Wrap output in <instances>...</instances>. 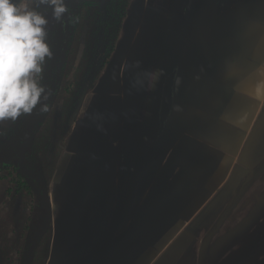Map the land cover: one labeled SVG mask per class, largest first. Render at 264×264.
I'll list each match as a JSON object with an SVG mask.
<instances>
[{
    "label": "rangeland",
    "instance_id": "1",
    "mask_svg": "<svg viewBox=\"0 0 264 264\" xmlns=\"http://www.w3.org/2000/svg\"><path fill=\"white\" fill-rule=\"evenodd\" d=\"M72 1L70 10L76 9L80 0ZM109 1L85 0L94 5L79 8V17L67 21L64 29L70 35L64 59L58 60L62 58L58 54L61 47L55 42L56 53L47 60L42 74L49 111L41 112L38 106L14 122H0V264L67 261L74 239L71 241L70 232L77 229L71 219L79 218L85 206L94 210L96 200L95 193L86 189L74 194L69 186L76 181H70V171L62 160L71 154L68 142L74 128L78 126L75 132L84 135L85 120H95L91 114L94 105H101L106 115L96 153L99 161L94 165H115L118 172L112 175L108 196L116 202L113 213L119 215L115 229L122 228L129 213H153L158 264H264V0H240L234 5L250 12L239 48L219 70L218 64L211 67L201 59L210 70L209 76L200 79L203 87L192 91L193 79L183 80L181 93H172L170 116L174 124L167 121L163 128L159 118L161 112L165 114L164 94L147 93L140 97L141 102H134L118 93L113 75L115 55L118 47L122 53L133 40L132 14L127 26L125 22L135 1L113 0L108 6ZM170 1L179 13L184 5L194 12L202 0ZM21 2L47 17L49 45L55 36L65 34L57 32L50 8L37 6V0ZM154 3L157 6L158 1ZM221 4L223 0L219 4L223 7ZM182 37V44L174 46L180 54L178 66L182 65L184 41L189 40V36ZM187 47V65L193 67L192 60L199 57L192 43ZM99 53L102 58L96 62ZM228 67L234 70V77L222 78L226 81L220 89L219 71ZM242 78L252 80L254 92L232 91L229 95L227 88L240 86ZM209 81L214 84L213 91L205 90ZM237 97L240 123L224 125L222 117L227 115L231 99ZM202 100L206 102L203 106ZM247 115L251 116L249 124H242ZM121 117L123 125L118 126L115 123ZM157 119L158 131L152 132L151 121ZM34 125L38 129L32 135ZM168 131H174L173 135ZM218 131L226 135L222 142L218 141ZM18 173L25 177L21 190L15 180ZM91 175L102 199L103 190L110 185L103 174ZM127 200L131 205H124ZM133 203L137 204L135 210ZM100 210L108 212L105 207ZM64 218L70 219L65 238L61 234ZM137 225L131 222L128 230L109 244H120ZM55 245L60 246L56 252ZM99 255L91 254L81 264H90Z\"/></svg>",
    "mask_w": 264,
    "mask_h": 264
},
{
    "label": "crops",
    "instance_id": "2",
    "mask_svg": "<svg viewBox=\"0 0 264 264\" xmlns=\"http://www.w3.org/2000/svg\"><path fill=\"white\" fill-rule=\"evenodd\" d=\"M134 1L137 5L134 3L135 8L133 10L128 9L125 22L127 26L130 22V15L132 14L131 23L133 24V40L130 44L128 43L129 47L122 53L118 47L119 52L115 55L118 57L117 66L113 67V75L117 80L115 83L119 86L118 93L121 95L120 97L123 95L126 99L131 98L130 100H133L134 102H141V98H144V94L152 93L159 95L161 92V94L165 95L169 91V87L171 88L172 93H178L184 88V85L182 84L183 80L187 79L188 82L191 78L193 79V82L191 85L192 88L190 89L193 91V89L197 86L195 92H198V90L200 91L203 87L201 86L200 79L202 77L205 78L206 76H209L208 72L210 70L206 68V64H202V60L198 55L197 56L199 58H195L194 61L190 58L192 60L191 64H194L193 67L190 64L187 65L188 54L186 51L192 38H189V40L185 39L184 41V50L181 54L182 65H177L178 56L180 54L174 46L182 44V36H189L193 24L195 25L199 23L197 20L200 15L204 13L206 8H208V10L211 9L213 3L219 7L220 12H229L237 9L233 7L235 4H238L240 0H223L224 4H221L223 7L219 5L221 0H210L209 2L207 0H202L194 12L190 11L188 7L184 5L179 13L176 12L175 8H173V3L170 0H162V3L160 0H157V6L154 3V0ZM139 3L140 7L138 6ZM238 8L243 10L245 9L243 7ZM246 9L248 10L250 18L249 9ZM188 10L190 12H188ZM230 39L231 41L233 40V38ZM232 42L229 46H223L219 49L221 50L219 52L223 55L227 54L226 56L220 59L223 55L219 56L218 53H216V55H218V63L215 55H208L210 57L209 61L211 63V67L218 64L219 70L224 66L223 63L225 64V60L229 59L228 61H230V57H232L235 53L231 51H233L238 44V41H236V43ZM120 43L121 38L119 44ZM192 46L194 47L193 43ZM155 49H158V51L156 52ZM184 53H186V58H184L186 61L183 59ZM189 57H192V54L189 55ZM182 72L185 73L182 74ZM108 75V70H106L105 76ZM211 75L213 76V74ZM230 76L234 77V70L232 67L219 71L218 81L221 82L218 83V88L221 89L224 87L225 84L223 82H225ZM222 78L226 80H221ZM211 82L212 81H209L205 90L213 87L214 84ZM249 82H252V80L250 81L248 78H242V80H240V86L235 87L233 85L229 87L230 89L227 88V93L231 95L232 91H235L237 94L245 91L247 95L249 93L251 94L255 89L254 83L252 82L250 85ZM237 84L239 85L238 81ZM213 88L211 89L212 91ZM251 88L252 91H250ZM202 93H204V98H206L207 95L204 90ZM236 101H238V97L237 100L236 98L231 99V104L226 109L227 115L222 117V119L225 120L224 125L240 123V111L238 105L235 103ZM202 102L201 106L206 103L204 100H202ZM95 103H97V101ZM93 107L96 108L93 110V113L91 112V114L94 116L95 120H85L84 125H87V132L84 135H78L75 132V130L78 129V126L74 128L68 142V148L71 154L69 156L67 155L64 160H62V165L65 163L66 169L70 171V181H76L69 186V188H72V190L75 191L74 194H80L81 191L86 189L87 192L90 191L93 194L95 193L93 200H96V203L93 204V207H95L94 210L92 209L91 211L89 206H85L83 211L84 213L81 214L79 218L77 216L76 219H71L72 223L75 221L77 229L70 232L69 237L71 238V241L73 238L74 239L68 252V258L66 257L67 261L65 264H81L87 260L91 254L100 255L90 264H158L160 250L158 247H155L157 243L154 244V230L152 228L156 219L152 218L151 215L153 213L147 215H144V213L139 215L129 213L123 220L124 225L122 228L115 229L116 222H120L118 221L119 215H115L113 213L112 210L115 207L116 202L115 200L108 198V196L110 195V182L112 175H115L118 172L115 165H94V163L97 164L96 161H99L96 160V153L99 148L98 143L101 142L100 140L102 135L100 134V130L104 126L102 123L105 122L106 115L104 116L101 105H94ZM171 107H169L168 110L165 109V112L168 113V115H163L161 112V118L159 119H161L162 128L165 126L167 121L169 124V121L172 120V116H170L171 114L169 112ZM136 109L137 107L135 110ZM245 109L249 110V107L245 106ZM137 112H135L134 115H136ZM248 116L251 117L250 115H247V117ZM249 117L248 119L246 118L247 121L241 120L243 122L242 124H249ZM135 120L136 123L140 122V120ZM172 122L174 124V120H172ZM115 124L118 126L121 124L123 125V118L121 117V119ZM151 125L153 126L152 129H150L152 132L158 131L160 125L158 119L156 121H151ZM173 133L174 131H168L169 136L173 135ZM225 138L226 135L222 131H218V141L222 142ZM130 155H132V152ZM134 169L137 170V167H134ZM91 173L103 174L104 181L110 185L107 189L103 190L102 195L104 196L102 199L98 196L100 195L97 188L98 183L94 182V178L91 177ZM124 205L128 206L131 204H129V200H127ZM135 205L137 204H132V209L135 208ZM100 207L107 208L108 212L103 213V210H100ZM63 222L64 229L61 234L62 237L65 238L68 233L66 229L67 222L69 223L70 219L67 220L64 218ZM131 222H134L135 224L138 223L137 227L134 228L135 230L131 231L128 237L124 241L120 242V244L116 243L110 245L109 243L111 239L120 236L122 232L126 231V229L128 230ZM54 249H56V252L60 249V246L55 245Z\"/></svg>",
    "mask_w": 264,
    "mask_h": 264
},
{
    "label": "clouds",
    "instance_id": "3",
    "mask_svg": "<svg viewBox=\"0 0 264 264\" xmlns=\"http://www.w3.org/2000/svg\"><path fill=\"white\" fill-rule=\"evenodd\" d=\"M60 21L67 13L65 0H37ZM48 19L21 0H0V122L16 121L39 106L48 112L47 88L42 83L53 52L47 42Z\"/></svg>",
    "mask_w": 264,
    "mask_h": 264
},
{
    "label": "water",
    "instance_id": "4",
    "mask_svg": "<svg viewBox=\"0 0 264 264\" xmlns=\"http://www.w3.org/2000/svg\"><path fill=\"white\" fill-rule=\"evenodd\" d=\"M216 11H218V20L216 19L217 17ZM246 18L247 15L246 13L243 12L241 8H237L232 11L223 13L220 12L219 7H217L216 4L213 3L212 8L208 10V14L205 17H203L202 21H200L199 27L196 29L195 39L192 40L199 48L201 49L205 48V50L209 52L208 55L213 54L216 57V53H212L213 48H211L206 43L207 42L206 39L214 40V37H218L219 35L218 39H220L219 41H222L224 37V41L220 42V45L217 46L218 48L223 46H229V44L232 41L236 43V41H238L237 40L238 32L239 31L241 32V30L244 29ZM237 23H238V31L237 32L235 31L234 34L233 25ZM230 38H233V40L231 41ZM201 49H198V53H203ZM168 89L169 91L165 94V99H164L165 101L164 107H166L167 110L169 109V107L172 106V102H173L171 88L169 87ZM164 115H168V113L165 112Z\"/></svg>",
    "mask_w": 264,
    "mask_h": 264
},
{
    "label": "trees",
    "instance_id": "5",
    "mask_svg": "<svg viewBox=\"0 0 264 264\" xmlns=\"http://www.w3.org/2000/svg\"><path fill=\"white\" fill-rule=\"evenodd\" d=\"M65 2H66V5H67V8H68L67 13L64 15V17H63L62 20H60V21L55 20L54 21L55 26L57 27V32L58 33L63 32L65 34H63L62 37L55 36L54 37V43L50 45L52 52L53 53H56L55 52V49H56L57 45H55V42H57V41L60 42L59 47H61V48L58 50L59 51L58 54H59V56H62V58L60 57L58 60H61V59H64L65 58V55H66L65 48L69 47V45L67 43V40L69 39L70 33H67L66 30L64 29L65 25L67 24V21L69 19L72 20V19H77L79 17V14H80L79 8L87 9L88 7L90 8V7H92L94 5L93 2L90 3V2H85V0H80L79 3H78V5L76 6V9H71L70 10V7L73 8L72 3H74L75 1L65 0ZM111 3H113V0H110L106 5L109 6V4H111ZM99 8L100 9H103L101 6H99ZM104 21H105V19L103 20V22ZM73 26H74V24L71 25L68 28V31L69 32H71L73 30V28H72ZM101 58H102V54L101 53H99L98 55H96V62L99 61ZM49 83H50V81L48 82V84ZM34 127L35 128L33 130H31V134L32 135L36 133V130L38 129V125H34ZM24 179H25V177L21 173H18V175L16 176V179L15 180H18V183H19V186H20L19 187V190H21L25 186Z\"/></svg>",
    "mask_w": 264,
    "mask_h": 264
},
{
    "label": "flooded vegetation",
    "instance_id": "6",
    "mask_svg": "<svg viewBox=\"0 0 264 264\" xmlns=\"http://www.w3.org/2000/svg\"><path fill=\"white\" fill-rule=\"evenodd\" d=\"M243 10V9H242ZM245 10V9H244ZM243 10V11H244ZM217 12V17H216V19L218 20V11H216ZM246 12V14H247V18H246V23L244 24V29L246 28V26H247V24H248V22H249V13H248V10L246 9L245 11H244V13ZM223 13H225V12H223ZM208 14V8H206L205 10H204V13L203 14H201L200 15V17L198 18V20H197V22H199V23H197V24H193V26H192V28H191V31H190V34H189V38H192V39H195V36H196V29L199 27V24H200V21H202V19H203V17H205L206 15ZM215 19V20H216ZM243 29V30H244ZM243 30H241V32L239 31L238 32V35H237V40H238V44L236 45V47L233 49V53L239 48V45H240V42H241V33H242V31ZM235 31L237 32L238 31V23L237 24H234L233 25V32H234V34H235ZM190 42L191 43H193V45H194V48H195V50H196V55H198L207 65H210L211 66V63H210V61H209V56H208V51L207 50H205V48H203V49H201V48H199L194 42H193V40H190ZM221 47H219L218 48V50L220 49ZM198 49H201L202 50V52L203 53H198ZM219 51H221V50H219ZM218 51V55L219 56H221V55H223L221 52H219ZM226 52H228V51H226ZM218 55H216V61H217V63H218ZM224 55H227V54H224ZM224 56H221V58H223Z\"/></svg>",
    "mask_w": 264,
    "mask_h": 264
},
{
    "label": "bare ground",
    "instance_id": "7",
    "mask_svg": "<svg viewBox=\"0 0 264 264\" xmlns=\"http://www.w3.org/2000/svg\"><path fill=\"white\" fill-rule=\"evenodd\" d=\"M224 31V30H223ZM221 31V32H223ZM219 33V32H218ZM219 37V35H218ZM218 37H214V40H211V39H206V43L211 47L213 48L212 50V53H218V45H220V42L224 41V37H223V40L222 41H219L220 39H218Z\"/></svg>",
    "mask_w": 264,
    "mask_h": 264
}]
</instances>
